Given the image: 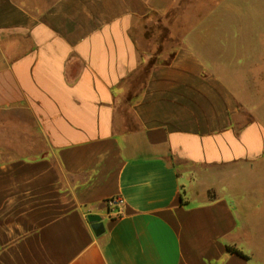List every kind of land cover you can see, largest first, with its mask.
<instances>
[{"label":"crops","instance_id":"obj_1","mask_svg":"<svg viewBox=\"0 0 264 264\" xmlns=\"http://www.w3.org/2000/svg\"><path fill=\"white\" fill-rule=\"evenodd\" d=\"M177 1L0 0V264H264V0L125 90L133 29Z\"/></svg>","mask_w":264,"mask_h":264},{"label":"rangeland","instance_id":"obj_2","mask_svg":"<svg viewBox=\"0 0 264 264\" xmlns=\"http://www.w3.org/2000/svg\"><path fill=\"white\" fill-rule=\"evenodd\" d=\"M222 1L224 4L226 3V6H230L231 0H178L168 15L164 17L150 16L143 23L144 30L134 28L132 31L139 53L144 58L147 55L163 54V56H159L158 60H166L175 46L179 44L185 31L199 19L204 18L209 9ZM154 57L150 56L148 60L145 58L146 61H143L136 72L124 82L125 90L134 92L140 88L149 64L156 59ZM247 98L249 100H264V96H247ZM127 110L128 105L121 101L117 109V117H127L128 120H131ZM129 123L132 124V122ZM211 192L214 193V190H208L210 196Z\"/></svg>","mask_w":264,"mask_h":264},{"label":"built area","instance_id":"obj_3","mask_svg":"<svg viewBox=\"0 0 264 264\" xmlns=\"http://www.w3.org/2000/svg\"><path fill=\"white\" fill-rule=\"evenodd\" d=\"M108 206H114V208L111 210V216L112 217H119L122 215V210L120 207L121 199L119 197L110 199L106 201Z\"/></svg>","mask_w":264,"mask_h":264},{"label":"water","instance_id":"obj_4","mask_svg":"<svg viewBox=\"0 0 264 264\" xmlns=\"http://www.w3.org/2000/svg\"><path fill=\"white\" fill-rule=\"evenodd\" d=\"M89 220L91 222V227L95 234H99L100 232H102L103 226L98 216L90 215Z\"/></svg>","mask_w":264,"mask_h":264},{"label":"trees","instance_id":"obj_5","mask_svg":"<svg viewBox=\"0 0 264 264\" xmlns=\"http://www.w3.org/2000/svg\"><path fill=\"white\" fill-rule=\"evenodd\" d=\"M226 251L229 253L237 254V255L242 256L244 258L247 257L241 250L234 247L233 245H226Z\"/></svg>","mask_w":264,"mask_h":264}]
</instances>
